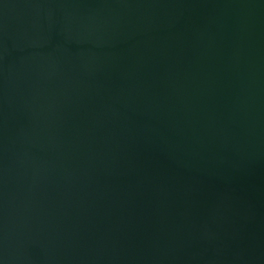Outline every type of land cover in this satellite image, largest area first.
<instances>
[{
	"label": "water",
	"instance_id": "95a60500",
	"mask_svg": "<svg viewBox=\"0 0 264 264\" xmlns=\"http://www.w3.org/2000/svg\"><path fill=\"white\" fill-rule=\"evenodd\" d=\"M0 264H264V0H0Z\"/></svg>",
	"mask_w": 264,
	"mask_h": 264
}]
</instances>
